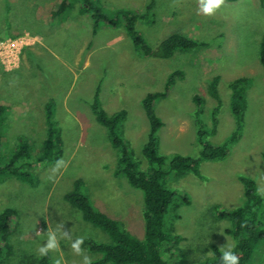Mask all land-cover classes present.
<instances>
[{
  "label": "rangeland",
  "instance_id": "obj_1",
  "mask_svg": "<svg viewBox=\"0 0 264 264\" xmlns=\"http://www.w3.org/2000/svg\"><path fill=\"white\" fill-rule=\"evenodd\" d=\"M59 1L0 0V42L12 39L14 20H25L21 26L23 33L15 38L23 39L25 44L19 54L9 58L15 62L14 66H8L0 58V104L10 108L4 151L10 156L12 147L21 138L34 144L35 155L42 152L47 134L46 105L53 100L54 119L64 140L61 159L65 161V167L56 173L52 171L55 164L29 170L35 186L12 177H0V214L8 208L17 212V228L10 242L13 254L2 264H41L39 247L46 244L48 231L55 232L59 239V249L49 252V264H55L56 260L61 264H84V256L91 262L99 258L83 245L81 254L71 247L78 237L83 241L111 242L107 233L84 221L82 212L65 200L74 191L77 180L83 182L81 192L95 208L126 222L135 236L144 237L143 194L125 178L114 175L118 153L107 129L92 113L91 104L101 83L102 107L109 115L122 109L127 111L121 135L142 161L150 130L142 100L149 93L164 92L169 76L177 71L184 72V79L177 80L167 98L156 106V113L165 124L159 133V152L169 157L200 156L203 150L198 138L200 123L211 131V115L219 105L217 133L209 134L208 141L215 145L228 141L237 129L230 107L229 84L240 78L250 80L244 129L239 141L232 145L231 155L221 162L202 163V178L187 174L177 179L171 177L169 184L191 198L190 205L180 208L181 219L175 225V232L186 238L180 247L188 255L187 264H200L212 258V245L222 251L228 245L232 250L236 241L226 232L231 223L217 220L213 208L237 209L243 205L245 190L240 176L253 179L258 191L264 188L262 0L223 3L212 16L200 11V0H157L155 22L137 24L150 46L158 48L174 33L209 44L208 48L178 52L170 59L143 58L123 29L103 26L94 33L93 20L89 15L79 17L77 9L67 13L62 27L57 26L61 32L45 41L36 35L41 26L31 18L40 11L44 21ZM101 1L110 10L140 11L150 2ZM39 43H45L47 51L34 60L32 51L36 48L28 47H37ZM216 76H221L218 86L221 104L209 91ZM196 96L203 100L201 116ZM142 166L145 168L143 163ZM253 264H264V242L255 251Z\"/></svg>",
  "mask_w": 264,
  "mask_h": 264
},
{
  "label": "trees",
  "instance_id": "obj_2",
  "mask_svg": "<svg viewBox=\"0 0 264 264\" xmlns=\"http://www.w3.org/2000/svg\"><path fill=\"white\" fill-rule=\"evenodd\" d=\"M157 0H150L144 11L104 7L101 0H60L51 10L49 21L51 26L64 22L67 13L78 9L80 15H89L94 23V33L105 26L111 29H123L137 52L145 59H170L178 52L187 53L199 48H208V43L188 37L183 33H174L163 40L158 48L150 46L145 35L138 29L137 24L152 25L155 22ZM239 0H224V3H236ZM264 8V0L261 1ZM17 38L15 36L12 39ZM260 61L264 67V38L261 42ZM184 72L177 71L169 76L164 92L147 94L142 100L145 115L149 121L150 130L148 143L143 147L144 159L139 160L128 140L121 135V129L127 121L128 113L122 109L109 115L102 107L100 86L97 88L91 110L97 122L108 131L112 146L118 153V166L114 172L117 178H125L131 187L143 194L141 209L144 222V237L135 236L127 223L110 218L95 208L90 200L81 192L83 182L77 180L73 192L66 195L65 200L82 212L84 221L103 230L110 238V243H97L85 240L83 247L99 255L91 264H187L188 255L180 247L185 241L182 235L175 232V225L181 219L179 210L184 205L191 204V198L186 193L170 187V178H182L193 174L202 178L200 165L204 162H221L232 152V145L241 138L244 129L245 112L247 107V89L250 85L248 78H240L229 84L232 91L230 107L237 129L228 141L215 145L208 141L209 134L215 135L218 129V112L220 105L212 113V130L199 126L198 138L203 145L199 157L191 158L182 155L165 156L159 152V133L165 124L156 113V106L161 99L167 98L168 92L177 80L184 79ZM221 76H216L209 85L211 95L221 104L218 86ZM198 115L203 114V100L195 97ZM46 105V139L42 152L35 155V146L27 139L19 138L10 156L4 151L6 137L4 132L8 121V106L0 105V177H12L25 184L35 186L30 171L46 167L62 158L63 142L59 124L54 119L53 100ZM264 158V155H263ZM144 164V167L142 166ZM42 164V165H41ZM30 170V171H29ZM245 190V201L237 209H227L221 206L213 208L217 220H229L231 227L227 233L234 238L236 244L232 251L239 257V264H253L255 251L264 242V196L259 194L257 183L246 176H240ZM17 228V212L12 208L0 214V264L13 254L11 237ZM212 258L200 264H222V250L211 246ZM50 256H43L41 264H49Z\"/></svg>",
  "mask_w": 264,
  "mask_h": 264
},
{
  "label": "clouds",
  "instance_id": "obj_3",
  "mask_svg": "<svg viewBox=\"0 0 264 264\" xmlns=\"http://www.w3.org/2000/svg\"><path fill=\"white\" fill-rule=\"evenodd\" d=\"M224 3V0H200V11L206 16H212L219 10ZM65 167V161L59 159L55 162V167L52 169L53 173L59 172L61 168ZM259 194L264 196V188L259 189ZM39 235V234H38ZM67 236V233L64 232ZM83 238L78 237L71 244L72 249L78 253H82L81 245L83 244ZM59 249V239L55 232L48 231L46 234V244H42L39 247V253L41 256H47L50 251ZM223 252L220 257L222 264H239V257L231 250L230 246L222 247ZM55 264H61L60 260H56ZM84 264H91L88 256H84Z\"/></svg>",
  "mask_w": 264,
  "mask_h": 264
},
{
  "label": "crops",
  "instance_id": "obj_4",
  "mask_svg": "<svg viewBox=\"0 0 264 264\" xmlns=\"http://www.w3.org/2000/svg\"><path fill=\"white\" fill-rule=\"evenodd\" d=\"M76 11V10H75ZM77 13L80 16L79 12H78V9H77ZM85 17V16H84ZM19 19V20H18ZM16 20H14V26H15V29H14V33L12 35H10V37L14 38L15 36H19V34H22L23 32V29L21 28L22 23L25 22L24 18H18ZM67 18H65V21L64 22H61L60 25H56V26H51L49 25V14H46V17L44 19V21L42 20V17H41V13L39 11L38 14H36L35 16H33L31 18V21H35L34 23H37V24H40V30L39 32H37L36 35H38L39 37H41L42 39H44L45 41H47V39L51 38L52 35H57L61 32V28H57L58 27H62V24H64L66 22ZM32 22V23H33ZM53 37V36H52ZM36 48V49H33V57H34V60H37V58L40 56V54L43 52V51H47V49L45 48V43H39V45L36 46H33V47H28V49H31V48ZM32 54V53H31ZM60 58V57H59ZM60 60H62V64H66L65 61L63 60V58H60ZM16 72V71H14ZM5 74L9 75L11 73L9 72H6ZM69 93V92H68ZM2 105V104H0ZM3 106H6V105H3Z\"/></svg>",
  "mask_w": 264,
  "mask_h": 264
},
{
  "label": "built area",
  "instance_id": "obj_5",
  "mask_svg": "<svg viewBox=\"0 0 264 264\" xmlns=\"http://www.w3.org/2000/svg\"><path fill=\"white\" fill-rule=\"evenodd\" d=\"M24 44L23 39H8L7 41L0 42V58L2 61H4L8 66H14L15 62L13 60H9V58L19 54V49L20 47H23Z\"/></svg>",
  "mask_w": 264,
  "mask_h": 264
}]
</instances>
